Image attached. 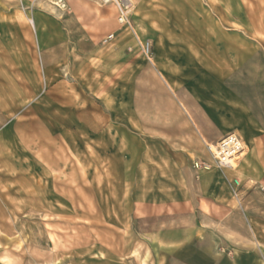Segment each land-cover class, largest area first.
<instances>
[{"label":"rangeland","instance_id":"obj_1","mask_svg":"<svg viewBox=\"0 0 264 264\" xmlns=\"http://www.w3.org/2000/svg\"><path fill=\"white\" fill-rule=\"evenodd\" d=\"M61 1L41 36L15 19L36 10L32 0L0 5V264H155L156 230L204 221L199 169L253 191V207L227 219L264 225V134L233 169L214 166L175 97L189 96L188 70L167 80L155 63L161 51L172 57L151 35L170 23L169 6L131 0L129 25L115 10L98 25Z\"/></svg>","mask_w":264,"mask_h":264},{"label":"crops","instance_id":"obj_2","mask_svg":"<svg viewBox=\"0 0 264 264\" xmlns=\"http://www.w3.org/2000/svg\"><path fill=\"white\" fill-rule=\"evenodd\" d=\"M18 1L30 4V0ZM155 1L169 6L162 11L171 17L170 23L156 22L151 35L163 38L156 41L161 46L158 52L169 47L172 53L170 60L161 51L159 56L165 59L156 58L155 63L166 67L167 80L183 79L174 68L188 70L184 79L189 96L175 97L186 102L187 115L193 118L203 144H214L235 132L246 147H263L258 136L264 134V0ZM72 2L77 11L91 13L98 25L108 22L115 10L108 7L102 13L93 0ZM4 4L5 0H0V5ZM31 4L34 12L17 14L15 19L22 25L31 21L40 36L44 21L53 20L50 15L55 10L62 14L65 8L62 1L59 9L51 0ZM198 174L197 179L208 181L196 205L204 221L156 230L150 238L155 264H264V239L258 233L263 222L226 217L237 210H250L253 206L248 197H253V191L236 193L222 173L199 169ZM192 195L181 193L180 203L189 204Z\"/></svg>","mask_w":264,"mask_h":264},{"label":"built area","instance_id":"obj_3","mask_svg":"<svg viewBox=\"0 0 264 264\" xmlns=\"http://www.w3.org/2000/svg\"><path fill=\"white\" fill-rule=\"evenodd\" d=\"M40 0H32V3ZM50 1V0H45ZM60 2L61 0H56ZM101 6H112L115 9L116 21L118 24L129 25V14L132 8L131 1L123 3L122 0H95ZM145 53L149 51V45L142 46ZM206 150L211 157L213 164L218 169L231 168V163L236 162L244 151V143L235 133H229L213 145H206Z\"/></svg>","mask_w":264,"mask_h":264},{"label":"bare ground","instance_id":"obj_4","mask_svg":"<svg viewBox=\"0 0 264 264\" xmlns=\"http://www.w3.org/2000/svg\"><path fill=\"white\" fill-rule=\"evenodd\" d=\"M94 2H96L95 0H93ZM123 1V3H127V2H129V1H131V0H122ZM92 2V1H91ZM97 3V2H96ZM98 5H100L99 3H97ZM101 6V5H100ZM29 22H31V21H29ZM243 154V153H242ZM234 167H233V162L231 163V169H233Z\"/></svg>","mask_w":264,"mask_h":264}]
</instances>
